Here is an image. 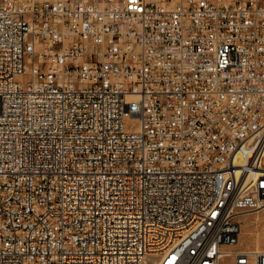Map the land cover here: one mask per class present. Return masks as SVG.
Instances as JSON below:
<instances>
[{
  "label": "built area",
  "instance_id": "1",
  "mask_svg": "<svg viewBox=\"0 0 264 264\" xmlns=\"http://www.w3.org/2000/svg\"><path fill=\"white\" fill-rule=\"evenodd\" d=\"M261 208L264 0H0V264H264Z\"/></svg>",
  "mask_w": 264,
  "mask_h": 264
},
{
  "label": "rangeland",
  "instance_id": "2",
  "mask_svg": "<svg viewBox=\"0 0 264 264\" xmlns=\"http://www.w3.org/2000/svg\"><path fill=\"white\" fill-rule=\"evenodd\" d=\"M253 235V236H252ZM264 251V208L251 211L241 217V232L239 241L234 247ZM221 264H233L232 256L223 257Z\"/></svg>",
  "mask_w": 264,
  "mask_h": 264
},
{
  "label": "bare ground",
  "instance_id": "3",
  "mask_svg": "<svg viewBox=\"0 0 264 264\" xmlns=\"http://www.w3.org/2000/svg\"><path fill=\"white\" fill-rule=\"evenodd\" d=\"M262 209V208H261ZM246 215V214H245ZM245 215H243V216H245ZM253 236V235H252ZM230 249H232V248H230ZM242 250H245V251H249V252H258V251H263V250H258V247H255V249H253V250H250V249H242ZM264 252V251H263ZM227 254L228 255H230V256H232V252L231 251H227ZM252 255V254H251Z\"/></svg>",
  "mask_w": 264,
  "mask_h": 264
}]
</instances>
